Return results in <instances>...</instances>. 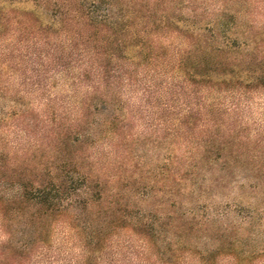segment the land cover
<instances>
[{"label":"rangeland","instance_id":"1","mask_svg":"<svg viewBox=\"0 0 264 264\" xmlns=\"http://www.w3.org/2000/svg\"><path fill=\"white\" fill-rule=\"evenodd\" d=\"M219 2L211 7L217 13ZM227 4L240 12L235 24L240 34L248 28L264 31V0H227ZM19 6L32 8L30 2ZM181 13L191 14L188 8ZM41 20L50 22L47 13L41 14ZM73 30L53 29L49 43L45 35L42 40L19 43L21 36H14L13 30L0 38V82L6 90L20 93L19 100L0 97V117L6 121L0 125L4 143L0 150L12 157L35 156L32 162H25L27 169H33L36 162L50 166L58 153L56 138L49 130L60 124L64 129L81 125L90 134L82 148L91 158L88 168L112 176L123 168V180L109 183L105 189L108 194L121 192L120 198L118 202L110 199L108 210L100 215L73 209L44 224L31 221L28 213L10 212L7 229L0 230V248L6 258L2 264H264V177L252 170L253 156L249 154L228 169L217 161L213 171L205 168L180 179L182 170H191L183 169L188 158L201 155L203 132L199 126L212 117L232 125L236 132L241 130L245 146L258 153L254 160L262 157L264 88L231 92L190 85L177 68L176 58L184 44L175 36L164 40L167 48L158 66L138 69L136 85L125 78L119 92L125 108L110 103L104 112L100 104L93 125L86 127L85 120L78 119L91 83L76 76L89 69L90 57L83 50L87 46L83 39L74 44ZM12 51L15 53L8 55ZM22 55L27 56L22 59ZM6 58L11 67L3 66ZM147 86L152 87L150 102L144 90ZM212 104L222 108L221 114L211 112ZM191 110L194 125L179 128L177 118ZM113 115L127 126L115 131L109 126ZM170 170L174 178L169 176ZM3 173L1 170L0 177ZM202 185L215 186L199 195ZM193 191L197 193L192 195ZM192 208L195 217L189 213ZM148 219L159 225L158 236L151 243L135 228ZM185 219L196 220L197 228L180 232ZM28 242L33 251L14 263L12 252Z\"/></svg>","mask_w":264,"mask_h":264},{"label":"trees","instance_id":"2","mask_svg":"<svg viewBox=\"0 0 264 264\" xmlns=\"http://www.w3.org/2000/svg\"><path fill=\"white\" fill-rule=\"evenodd\" d=\"M215 1L0 0V38L13 30L14 36H21L19 43L26 39H41L42 35L49 43L53 29L70 32L69 29L74 28V44L83 39L87 44L83 50L90 57L89 69L84 68L76 76L79 81L91 83L89 92L81 102L78 119L85 120L86 127H89L93 125L94 114L100 110L98 105H102L104 112L110 103L125 108V102L119 96L125 78H131L136 85L134 76L139 68L158 66L160 55L167 48L164 45L166 38L177 36L183 39L184 48L179 50L176 62L190 85L231 92L264 88V31L248 28L245 34H240L235 28L239 10H230L227 0H220L217 13L211 8ZM26 2H30L32 8L19 6ZM184 8H188L191 14L183 15L181 10ZM42 13L48 14L50 22L42 23ZM102 34L104 39L101 38ZM18 49L23 51V48ZM13 53L15 51L8 55ZM26 56L22 55V59ZM7 61L6 58L3 66L11 67ZM144 90L147 102H150L152 87L147 86ZM8 96L19 100L20 93L6 90L0 82V97ZM211 106V112L221 114L219 105ZM14 115L20 114L15 112ZM177 121L179 128L192 127V110L179 116ZM4 122L5 119L0 117V125ZM124 122L113 115L109 126L118 132L127 126ZM206 123L208 125L199 126L203 132L200 140L202 153L199 158H188L183 169L190 167L191 170H182L181 180H186L192 173L198 174L201 169L213 171L217 161L223 162L221 166L224 168H231L249 154L253 156L250 159L254 163L252 170L257 176L264 177V151L260 152L261 159L254 160L258 153L255 149V153H252L245 146L246 137L241 130L236 132L232 125L227 126L217 117H212ZM85 131L81 125L64 129V125L60 124L50 129L49 135L56 138L58 153L52 158L50 166L36 162L33 169H27L25 162H32L35 156L25 154L12 157L0 150V171H4L0 177V230L7 229L6 216L10 212L15 215L28 213L31 221L44 224L50 219L64 217L73 209H84L100 215L105 208L108 210L110 199L119 201L121 192L108 194L105 189L109 183L118 184L123 180V168H118L120 171L113 176L107 172H95L93 167L88 168L86 164L91 162V158L82 148L90 140V136H87L90 134ZM2 147L4 143L0 139V149ZM169 176L175 177L173 170H170ZM216 180L213 179L215 185L218 184ZM214 186L208 189L202 185L198 194H205ZM9 189H15L14 193L1 195ZM196 193L193 191L191 194ZM189 213L195 217L196 211L192 208ZM195 222L194 219H185L178 230L192 232L197 228ZM158 227V221L149 219L141 220L135 226L144 233L143 237L149 243L158 236ZM33 248L30 242L22 244L18 250L15 249V253L12 252L13 262L23 261ZM5 259V250L1 247L0 264Z\"/></svg>","mask_w":264,"mask_h":264}]
</instances>
